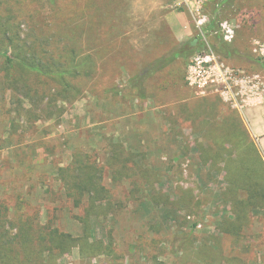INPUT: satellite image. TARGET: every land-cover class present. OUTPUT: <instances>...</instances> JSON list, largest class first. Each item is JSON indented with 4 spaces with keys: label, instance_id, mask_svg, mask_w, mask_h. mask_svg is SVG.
Masks as SVG:
<instances>
[{
    "label": "rangeland",
    "instance_id": "rangeland-1",
    "mask_svg": "<svg viewBox=\"0 0 264 264\" xmlns=\"http://www.w3.org/2000/svg\"><path fill=\"white\" fill-rule=\"evenodd\" d=\"M3 1L19 12L23 39L53 41L39 47L45 57L68 69L92 57L88 75L86 60L80 77L66 75L79 89L70 93L58 78L11 67L12 43L0 58V208L11 234L34 223L85 235L88 197L75 205L59 176L77 154L104 168L114 204L106 218H92L91 240L112 235L113 255L83 259L75 247L39 264H264V200L238 225L232 210L263 183L247 175L238 149L211 160V129L236 118L264 161V0ZM61 33L78 50L74 61L57 43ZM199 36L194 52L187 44ZM176 48L179 57L155 67ZM208 55L224 66L229 88L220 77L192 84L191 66ZM115 144L127 150L120 161Z\"/></svg>",
    "mask_w": 264,
    "mask_h": 264
},
{
    "label": "trees",
    "instance_id": "trees-1",
    "mask_svg": "<svg viewBox=\"0 0 264 264\" xmlns=\"http://www.w3.org/2000/svg\"><path fill=\"white\" fill-rule=\"evenodd\" d=\"M20 19L18 11L14 8H10L6 2L0 0V58L7 54L6 49L9 44L12 43L15 48L18 49L19 54H15L17 59L14 58V56H8L11 67L19 65L26 73H37L40 76L50 75L51 77L58 78L64 84L63 93H70L72 90L78 91L79 89L76 85L74 86L65 82L66 75L71 76L73 79L75 77H80L81 70L79 69L84 65V60H86L87 66V70H85V68L84 70L88 75L91 71L90 58L92 57L82 60V62H80L81 64L79 63L80 67L72 65L69 69L66 67L64 61H56L54 55L45 57V54L41 53L45 50H39V47L42 44L44 48L45 46H50L53 41L44 34L41 35L40 38H37L39 41L37 46L36 42L32 43L29 41V38L23 39L21 35L22 23ZM58 39L59 42L57 43L61 44L62 53L71 55L74 61L75 56L78 55V50L73 47L74 44L66 41L62 33L61 38ZM219 39H221L220 41L222 44L220 51L225 53L226 56H231L233 54L232 49L229 48L227 43H224L221 37H219ZM42 41H44V43ZM201 41L202 36L196 37L189 42L187 46L189 49L194 50V52L198 51L203 45ZM181 54L182 51L176 48L172 53V57L169 58L167 62L157 60L155 62V67L159 65L161 69H164L173 62V59H176ZM46 59L48 63L44 62ZM55 63L59 69L51 72V67L55 65ZM17 84L24 89L29 87L24 79L18 80ZM33 90L32 87H29V96L34 92L36 99H39L38 90ZM235 119L236 118L233 120L229 119L228 126L216 125L211 129V131L216 132L212 134L218 145L217 152L212 151L213 159L211 160L220 161L222 156L227 154L226 148L233 157L234 154L232 153H234V149H238L242 152L244 163L248 166L247 175H256L257 179L260 180L259 184L262 185L263 183L264 186V161L260 157L257 148L249 142L248 132L245 130L242 123ZM237 123L240 124V127L235 125ZM231 148L233 149L232 151L230 150ZM126 151L123 145L115 144L113 149L114 159L120 161L121 155H124ZM129 162L132 161H123L122 167H127L125 163L127 164ZM228 169V171H230L233 168L229 166ZM242 170H245V168H242ZM233 172L234 171H232L231 177L233 176ZM117 173L121 174L122 170L117 171ZM59 176L61 181L64 182L68 197L74 200L75 205L81 206L84 203V199L88 197L89 207L86 210V216L81 219L86 227L85 235L82 237H74L69 233L60 231V229L56 227H42L34 223H29V226L23 227L17 236H13L9 229L10 222L7 209L0 208V264H39L48 260H55L70 252L75 247L80 248L81 257L83 259L94 258L101 255H113L114 242L112 235H109L108 241L95 240L91 242L93 235L92 218L96 217L99 220L106 218L112 212L114 206L111 202L112 194L104 185V168L99 167L97 163H91L88 157L77 154L70 166L59 168ZM256 190L257 192L255 193L257 194H250L248 202H233L232 210L237 218V225L247 220L250 213L249 208L254 205V203L257 202L256 205H258L259 201L264 200V192L260 189ZM154 201L159 203L158 198H154ZM229 232L231 233L230 230Z\"/></svg>",
    "mask_w": 264,
    "mask_h": 264
},
{
    "label": "built area",
    "instance_id": "built-area-1",
    "mask_svg": "<svg viewBox=\"0 0 264 264\" xmlns=\"http://www.w3.org/2000/svg\"><path fill=\"white\" fill-rule=\"evenodd\" d=\"M229 33L230 31H228V34ZM227 39H229V36H227ZM261 51V55L264 56V49ZM190 73V80L192 81V84H198L201 88H205L209 83H216L219 77L222 79L224 84H227V88H229L228 78L226 77L224 66L220 65V63L216 61L214 55L204 57L199 56L196 59V62L191 66Z\"/></svg>",
    "mask_w": 264,
    "mask_h": 264
}]
</instances>
